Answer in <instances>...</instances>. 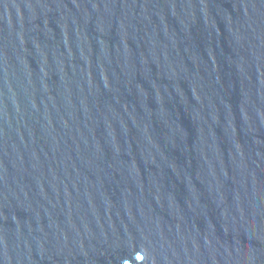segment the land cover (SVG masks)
<instances>
[{
  "label": "water",
  "instance_id": "obj_1",
  "mask_svg": "<svg viewBox=\"0 0 264 264\" xmlns=\"http://www.w3.org/2000/svg\"><path fill=\"white\" fill-rule=\"evenodd\" d=\"M0 264H264V0H0Z\"/></svg>",
  "mask_w": 264,
  "mask_h": 264
}]
</instances>
